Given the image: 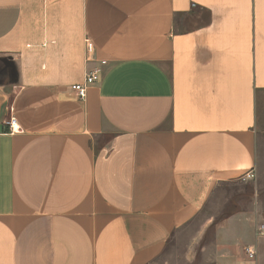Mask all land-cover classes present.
<instances>
[{
	"label": "crops",
	"instance_id": "obj_1",
	"mask_svg": "<svg viewBox=\"0 0 264 264\" xmlns=\"http://www.w3.org/2000/svg\"><path fill=\"white\" fill-rule=\"evenodd\" d=\"M263 104L264 0H0V264H156L255 173ZM241 201L193 264H264Z\"/></svg>",
	"mask_w": 264,
	"mask_h": 264
},
{
	"label": "rangeland",
	"instance_id": "obj_2",
	"mask_svg": "<svg viewBox=\"0 0 264 264\" xmlns=\"http://www.w3.org/2000/svg\"><path fill=\"white\" fill-rule=\"evenodd\" d=\"M256 129L258 142L255 178L245 180L243 177L238 182L219 187L209 207L187 227L173 235L156 264H193L192 260L200 246L214 241L216 226L223 217L233 210L242 208L243 202L244 205L247 203L248 199L241 201V197L249 195V201L255 208L260 200L264 210V104L259 106ZM257 189L260 191V199ZM255 226L257 228L258 224Z\"/></svg>",
	"mask_w": 264,
	"mask_h": 264
},
{
	"label": "built area",
	"instance_id": "obj_3",
	"mask_svg": "<svg viewBox=\"0 0 264 264\" xmlns=\"http://www.w3.org/2000/svg\"><path fill=\"white\" fill-rule=\"evenodd\" d=\"M94 50H95L94 43L89 40L87 42V51H88L89 58L94 53ZM104 64H106V61L101 62V65H104ZM101 73H102V67L101 66H95V67L91 68L87 72L85 80L82 83H76V84L72 85V87H71L72 90L75 91L80 98L84 99L86 97V94H87L88 86H90L91 84L96 82L99 79ZM7 125L9 126L10 132H15L16 130H18V125L16 124V119L14 117L9 118V120L7 121ZM244 178H245V180H252L253 178H255V173L253 171L246 173ZM256 230H257L258 236H264V223H260L257 226ZM245 252L247 254V257L250 260L256 259L257 248L255 245H247L245 247Z\"/></svg>",
	"mask_w": 264,
	"mask_h": 264
}]
</instances>
